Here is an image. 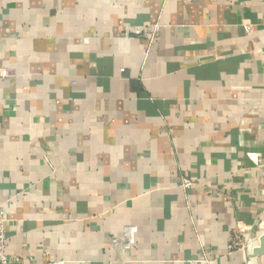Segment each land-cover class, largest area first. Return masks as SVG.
<instances>
[{"label":"crops","instance_id":"obj_1","mask_svg":"<svg viewBox=\"0 0 264 264\" xmlns=\"http://www.w3.org/2000/svg\"><path fill=\"white\" fill-rule=\"evenodd\" d=\"M0 70L7 257L244 264L233 234L264 233V0H0Z\"/></svg>","mask_w":264,"mask_h":264},{"label":"built area","instance_id":"obj_2","mask_svg":"<svg viewBox=\"0 0 264 264\" xmlns=\"http://www.w3.org/2000/svg\"><path fill=\"white\" fill-rule=\"evenodd\" d=\"M243 29L245 32H249V30H250V28L248 26H243ZM135 35L138 38H142L140 31H135ZM153 40H155V36L153 37ZM0 75L5 77L6 76L5 71L0 70ZM181 186L185 190L190 189L192 186V182L184 181L181 184ZM240 232L242 233V230H238L237 233H240ZM237 233L233 234V241L231 242L230 248H231V251H234V252H237V253H240L241 255H243V253H242L243 248H240L243 239H241V237H239L240 234H237ZM253 236L256 237L257 235L255 236V235H253V233H250L248 240L250 238H252L251 239V241H252L254 239ZM111 243H112L111 246L113 247L112 249L114 251H116V249L118 248V245H120L119 242L113 240ZM249 245H250V243H249ZM249 245L247 247V252L249 251ZM7 247H8V242H7V237L5 235V213H4V208L0 206V264H22L18 260L11 259V258L6 256ZM29 264H32V263H29Z\"/></svg>","mask_w":264,"mask_h":264},{"label":"rangeland","instance_id":"obj_3","mask_svg":"<svg viewBox=\"0 0 264 264\" xmlns=\"http://www.w3.org/2000/svg\"><path fill=\"white\" fill-rule=\"evenodd\" d=\"M253 235H257L258 231L256 229L253 230ZM254 237V236H253ZM252 238H250L248 240V238L246 240H242V244L240 246V248H243V255H241L243 257V259L245 260L244 264H264V259H258V258H251L249 257V253L247 252V247L250 243Z\"/></svg>","mask_w":264,"mask_h":264},{"label":"water","instance_id":"obj_4","mask_svg":"<svg viewBox=\"0 0 264 264\" xmlns=\"http://www.w3.org/2000/svg\"><path fill=\"white\" fill-rule=\"evenodd\" d=\"M251 254L249 255L250 259L264 255V234H261L259 237V247L252 249Z\"/></svg>","mask_w":264,"mask_h":264},{"label":"bare ground","instance_id":"obj_5","mask_svg":"<svg viewBox=\"0 0 264 264\" xmlns=\"http://www.w3.org/2000/svg\"><path fill=\"white\" fill-rule=\"evenodd\" d=\"M263 234H264V233H263ZM260 235H261V234L258 233L257 236L254 237V239L250 242V245H249V251H248V252H249V255H252V254H251V253H252V249L257 248Z\"/></svg>","mask_w":264,"mask_h":264}]
</instances>
